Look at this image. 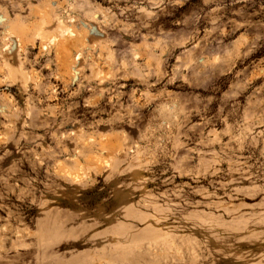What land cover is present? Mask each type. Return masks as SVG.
Wrapping results in <instances>:
<instances>
[{"label": "rangeland", "instance_id": "rangeland-1", "mask_svg": "<svg viewBox=\"0 0 264 264\" xmlns=\"http://www.w3.org/2000/svg\"><path fill=\"white\" fill-rule=\"evenodd\" d=\"M0 264H264V0H0Z\"/></svg>", "mask_w": 264, "mask_h": 264}]
</instances>
